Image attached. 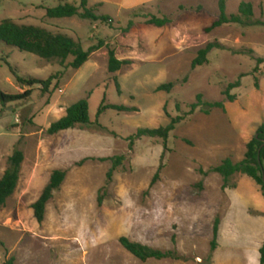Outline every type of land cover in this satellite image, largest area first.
Returning <instances> with one entry per match:
<instances>
[{
  "label": "rangeland",
  "instance_id": "obj_1",
  "mask_svg": "<svg viewBox=\"0 0 264 264\" xmlns=\"http://www.w3.org/2000/svg\"><path fill=\"white\" fill-rule=\"evenodd\" d=\"M220 1L89 0L88 8L110 18L93 22L47 17L46 8L79 6V0H0V22L12 20L69 35L85 51L101 47L74 70L73 58L45 61L0 43L2 92L16 95L29 89L18 84L2 59L22 78H54L48 90L34 86L28 99L6 106L0 101V179L15 149L24 154L18 187L0 207V264L11 258L14 264H261V187L237 174L231 187L224 188L223 178L210 170L226 159H244L248 144L239 133L251 119L245 101L260 99L264 111V67L253 73L255 58H264V26L226 24L207 32L219 18ZM243 2L253 5V21L264 22V0H226L227 14L237 15ZM153 17L169 23L161 28L150 25ZM209 43L225 49L214 50L208 64L193 69L192 62ZM109 50L129 62L115 74L108 71ZM241 75H246L241 88L231 92L236 100L229 102L223 93ZM169 83L174 84L170 92L158 90ZM199 94L225 108L213 109L210 115L198 110L166 143L142 138L130 150L128 139L138 129L167 126L188 113ZM104 96L109 104L137 111L109 110L97 118ZM82 99L89 100L92 125L50 135V126ZM226 106L239 115V131ZM263 120L251 123L256 132L250 141ZM120 156L125 161L108 184L111 160ZM162 156L163 169L151 187ZM56 171L66 172V178L38 223L33 205ZM216 220L220 231L217 249L211 252ZM121 238L175 252L183 260L142 262L122 247Z\"/></svg>",
  "mask_w": 264,
  "mask_h": 264
},
{
  "label": "trees",
  "instance_id": "obj_2",
  "mask_svg": "<svg viewBox=\"0 0 264 264\" xmlns=\"http://www.w3.org/2000/svg\"><path fill=\"white\" fill-rule=\"evenodd\" d=\"M79 6L70 3L60 4L54 8H46L47 17L50 19H64L79 17L83 20H90L93 22H108L110 18L108 16L97 15L94 10L88 8L89 0H79ZM254 8L251 3L243 2L239 7L237 15H228L226 12V0L220 1V15L217 21L207 29V32L219 28L226 24H237L245 27L252 26H264L262 21H253ZM150 25L156 27H164L169 23L167 19H158L153 17L148 21ZM132 23H130V26ZM0 43L4 44L8 48H13L24 53L32 54L45 61H60L64 63L69 58H73V62L70 67L74 70L81 69L88 61L93 52L99 50L101 47H92L88 51H85L81 43L69 35L66 34H54L51 31L37 27L33 25H19L12 20H4L0 22ZM217 49H225L218 43H209L204 49L200 50L196 59L192 62V68L196 69L209 63L208 56L211 52ZM253 54V52L251 51ZM108 71L111 74L119 72L123 66L128 65V61H120L116 58L115 52L109 50ZM10 67V72L17 80L18 84L22 87H28L29 89L23 94L8 95L0 90V101L3 106H6L13 102H18L24 99H28L32 95V88L34 86H41L44 90H48L52 84L53 77L48 80L36 79V78H22L18 75L15 68H13L7 60H1ZM256 67L253 71L254 74L260 72V68L264 67V58H255ZM246 75H241L239 79L232 84H229L224 91V96L229 102L236 100L235 95H231V92L235 89L241 88V80ZM116 88L118 94H121V89L118 81L116 80ZM259 79L255 77V88L259 89ZM174 88L173 83L161 85L158 90L170 92ZM225 105L221 102L205 101L204 96L199 94L196 97V103L190 106V111L183 116L171 119V122L164 127L157 129H138L136 134L131 136L128 141L130 142L129 148L133 149V146L137 140L142 138H158L162 139L165 143L168 141L170 134L175 131L176 127L182 123L186 117L192 116L196 111H200L205 115H210L213 109H224ZM177 109L180 111L181 107ZM112 110L115 112H135V108L127 107L118 104L107 103L106 96L102 100V104L97 111V118L102 116L105 112ZM92 125L90 119V105L88 99H82L79 102L71 105L66 110V115L59 121L53 123L48 129L50 135H56L64 131L75 129L77 127H89ZM166 149V148H165ZM164 156V155H163ZM162 156L160 166L155 174L151 187L155 185L160 177V172L163 169ZM112 167L107 174V182L110 184L113 180L114 173L123 165L125 161L124 156L115 157L112 160ZM24 162V154L21 150L15 149L14 153L9 159L8 167L0 179V207L4 206L7 201L14 195L20 180L21 166ZM204 176L208 173L201 172ZM210 173H217L223 178L224 188L231 187V179L237 174H242L253 179L256 184L261 187L262 196L264 197V124L261 125L255 137L248 143L247 152L244 159L241 162L234 163L231 159L224 160L220 166L210 170ZM66 178V172L56 171L52 175L49 184L44 189L40 198L33 205L34 215L38 223H42L45 219L46 208L48 203L52 200L53 195L59 190L62 183ZM234 187V186H233ZM102 197H99V205H102ZM220 221L216 220L213 232V241L211 243V252H215L217 249V240L220 231ZM120 243L122 247L132 254L135 258L142 262H146L151 259L163 260V259H175L183 260L178 257L175 252H162L150 248L148 246L131 242L127 238H121ZM0 245L3 243L0 241ZM261 264H264V243L260 249ZM15 259H9L5 264H14Z\"/></svg>",
  "mask_w": 264,
  "mask_h": 264
},
{
  "label": "crops",
  "instance_id": "obj_3",
  "mask_svg": "<svg viewBox=\"0 0 264 264\" xmlns=\"http://www.w3.org/2000/svg\"><path fill=\"white\" fill-rule=\"evenodd\" d=\"M245 103H246L247 110L249 111L247 114H248V116H250L251 119L249 120L250 123H248V122L245 123V126L243 127L242 130H240L241 124L239 122V119H238L239 115H237L236 110H233L229 106H226V110L229 113L230 117L233 119V122L235 124V128L238 131L240 130L239 134H241L243 137V140H241V141L248 144L250 142V139L252 138L253 134L256 132L255 131L256 128H254L255 126L252 129H250V127H252L251 126L252 124H254V125H260V123L262 124L263 119H261V118H264V111L261 109V100L260 99H256L254 101H245ZM258 240H257L258 241L257 250L260 251V249L263 246L264 239H258ZM259 256H260V253H259ZM260 258H261V256H260ZM253 263H255V261H253Z\"/></svg>",
  "mask_w": 264,
  "mask_h": 264
},
{
  "label": "water",
  "instance_id": "obj_4",
  "mask_svg": "<svg viewBox=\"0 0 264 264\" xmlns=\"http://www.w3.org/2000/svg\"><path fill=\"white\" fill-rule=\"evenodd\" d=\"M263 181H264V176H263Z\"/></svg>",
  "mask_w": 264,
  "mask_h": 264
}]
</instances>
